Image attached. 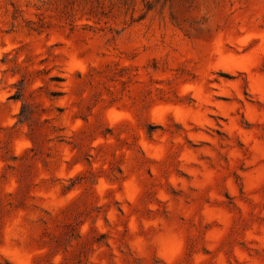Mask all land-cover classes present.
Returning <instances> with one entry per match:
<instances>
[{"label": "rangeland", "instance_id": "rangeland-1", "mask_svg": "<svg viewBox=\"0 0 264 264\" xmlns=\"http://www.w3.org/2000/svg\"><path fill=\"white\" fill-rule=\"evenodd\" d=\"M0 264H264V0H0Z\"/></svg>", "mask_w": 264, "mask_h": 264}]
</instances>
